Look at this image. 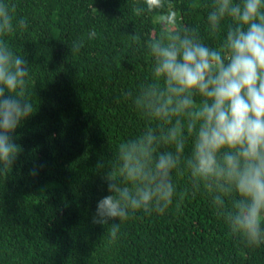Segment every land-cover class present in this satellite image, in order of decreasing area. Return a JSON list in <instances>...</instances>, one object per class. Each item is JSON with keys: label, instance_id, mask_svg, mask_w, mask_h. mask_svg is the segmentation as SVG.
<instances>
[{"label": "trees", "instance_id": "trees-1", "mask_svg": "<svg viewBox=\"0 0 264 264\" xmlns=\"http://www.w3.org/2000/svg\"><path fill=\"white\" fill-rule=\"evenodd\" d=\"M207 3L165 0L137 17L132 0H17L29 25L9 40L30 63L27 92L37 110L13 134L22 151L0 174V264H264V244L246 247L231 235L202 190L179 211L174 201L164 214L135 212L112 244L108 226L93 223L109 194L97 163L151 123L123 95L151 75L145 39L174 17L218 47L223 33L209 36ZM92 29L97 36L87 40ZM81 37L84 47L71 55ZM190 149L191 140L185 155ZM174 179L179 191L186 178Z\"/></svg>", "mask_w": 264, "mask_h": 264}, {"label": "clouds", "instance_id": "clouds-1", "mask_svg": "<svg viewBox=\"0 0 264 264\" xmlns=\"http://www.w3.org/2000/svg\"><path fill=\"white\" fill-rule=\"evenodd\" d=\"M164 6L132 0L130 10L140 17ZM17 7V0H0V174L22 151L13 134L37 110L27 92L30 63L9 40L29 25ZM206 7L209 36L223 33L218 47L174 17L142 45L151 75L123 95L151 123L96 165L109 194L97 201L93 223L108 226L110 244L135 212L164 214L174 201L179 211L200 190L231 235L246 247L264 244V0H208ZM96 36L92 29L86 38ZM132 40L141 47L139 34ZM84 43L74 40L71 55ZM174 177L186 178L179 191Z\"/></svg>", "mask_w": 264, "mask_h": 264}]
</instances>
